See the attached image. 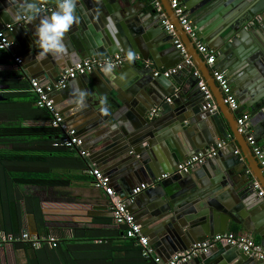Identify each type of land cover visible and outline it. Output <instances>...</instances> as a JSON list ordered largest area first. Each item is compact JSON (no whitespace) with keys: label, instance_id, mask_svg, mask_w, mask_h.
<instances>
[{"label":"water","instance_id":"water-1","mask_svg":"<svg viewBox=\"0 0 264 264\" xmlns=\"http://www.w3.org/2000/svg\"><path fill=\"white\" fill-rule=\"evenodd\" d=\"M78 1L80 4L76 7V15L79 16L80 22L74 24L65 34L67 51L59 59L51 55L38 58L39 49L33 43L35 39L33 24L27 26L13 24L4 10L0 11V27L7 23L12 25V30L8 33L11 36L10 41L13 43L12 51L16 50L13 52L23 55L24 66L28 67L31 64L45 66V60L51 59L57 67L63 66L61 64L65 62L67 67L82 59L105 58L115 53L127 56V53L131 51L133 59L131 61L128 59L126 63L140 75H144L148 69L139 67L138 59L134 58L135 53L141 54L139 60L144 63L152 57L163 61L159 58V52L162 51L159 41L161 34L166 32L161 27V22L165 18L153 17V14L156 13L155 9L151 11V14L136 13L133 0ZM160 1L189 52L188 54L194 62H198L199 69L209 80V87L219 98V109L216 112L211 113L208 110H203L202 106L205 105L203 93L199 89L201 99L197 91L199 86L196 89V84L193 81H190V87L186 88L180 96L184 105L175 108L177 118L192 119L193 122L198 120V126L201 129L200 145L195 148L198 143L193 138L191 141L192 150L197 153L205 151L217 143L215 139L217 137L220 142L227 141L228 148L232 152L234 151L232 143H238L245 162L235 159V157L224 160H217L216 157L207 159L202 170L204 169V172L213 178L214 186L210 189L207 187L209 184L205 183V178L197 179V173L199 174L201 170L197 172L196 169L201 167L200 164L193 166L187 173L174 174L177 165L191 155L186 157L178 155V163H174L170 169H167L168 164H162L161 160L155 158L152 150H149L148 144L159 139V130L155 124L161 119L159 120L157 115L148 117L146 111H149L152 106H137L136 100L119 95L117 98L115 97L111 105L107 104L108 107H104L108 110V114L104 115L100 111L102 105L99 98L95 99L96 94L91 96L86 93L85 85L89 86V81L94 84V88L97 86L98 90L96 88L95 91H101L98 87L99 84L93 78L94 75H100L99 77H103L107 83H117L112 69L107 73L104 70H98L80 76L79 82L76 83L80 90L86 93L83 106L77 105V101L80 99L79 92L72 94L71 85L57 91L67 102V110L62 114L66 116L67 120L77 123L79 126L78 135L84 141V148L88 150V158L102 166L103 171L112 178L117 193L121 194L122 199L127 198L132 189L141 182L149 185L144 193L135 197L134 202L128 203V208L140 224L144 228H150L149 230H152L154 234L162 228L163 232L170 233L175 237L174 231L179 227L176 223L184 224V220L192 218L203 219L209 214L211 215L208 221L211 217L218 216L225 222L233 223H240L245 216L250 215L255 219L264 218V198L259 197L258 190L254 188V184L257 182L264 190V169L253 154L246 136L238 131V112L231 110L224 102V96L215 79L210 75L207 63L199 55L194 41L184 31L169 1ZM181 2L186 4L189 15L198 17V20L193 22L198 37H205L209 40L210 46L219 50V59L225 62V68L232 71L241 68L246 73L242 74L245 79L251 80L257 86H264V0H181ZM232 4L238 9H235L227 17L226 12L229 11ZM87 7L93 8L92 12L94 13L98 10L100 19H96L92 12L89 13ZM94 7L97 10H94ZM50 12H43V14ZM225 16L226 18L222 20ZM256 17H259L261 26L252 31L253 27L248 25L249 20ZM121 18H124L126 22H123ZM109 20L113 25L111 29L107 27ZM162 40L169 41L167 38ZM163 46L166 49V46L169 45L164 44ZM124 67L127 68L126 65ZM226 75H228L227 71ZM141 86L137 84V88H133L134 93L138 92V89L144 91ZM6 89H9L8 84H0L1 91ZM142 93L144 94V92ZM141 98L143 100V97ZM6 99L3 92H0V101ZM54 99L55 107L61 113L56 98L54 97ZM263 100L264 96L262 95L257 105L259 113L254 117L255 119H250V123L259 122L257 132L264 141ZM113 125L116 126L113 127ZM229 138L230 140H228ZM166 173L173 174L170 184H167L166 180L162 178V175ZM216 192H222L224 197L229 196L230 199L224 201L222 197L210 195ZM225 222L219 233L227 232L228 228ZM194 243L196 241L191 243L190 247ZM190 247H186L184 250ZM208 255L209 252L200 255L189 261L188 264L192 261L194 264H255L258 261L233 246H226L225 249L216 252L213 257ZM262 263L264 264V262Z\"/></svg>","mask_w":264,"mask_h":264},{"label":"crops","instance_id":"crops-1","mask_svg":"<svg viewBox=\"0 0 264 264\" xmlns=\"http://www.w3.org/2000/svg\"><path fill=\"white\" fill-rule=\"evenodd\" d=\"M133 2L135 3L134 9L136 10V13L142 12V14H151V11L155 9L156 13L155 15L153 14V17H159V19L167 18L170 21L164 8L162 7L160 9L154 6L153 0H133ZM41 4L55 5V0H41ZM79 4L80 2L77 0V5ZM183 5L187 7L184 2ZM6 7H11L14 9L16 7L15 0H0V11L4 10ZM239 7L241 6L239 5ZM235 9L237 10L238 7L232 4L229 7V11L226 12V16H230L231 12H234ZM94 10L97 9L95 8ZM92 11L93 8H88L89 13ZM187 12L189 13V10H187ZM239 12L238 14H240ZM158 13L159 16H157ZM92 14L96 19H100L98 10L95 11V13L92 12ZM226 16L223 17L222 20H224ZM189 17L192 22L198 20V17L194 15H189ZM121 20L126 22L124 18H121ZM252 20H254V18H251L249 22ZM8 26L9 25L7 23L4 26L2 25L0 29H7ZM260 26L261 25L259 22L254 23L252 26V31L259 29ZM161 27L163 28V22H161ZM8 33L9 31H7V34ZM164 34H161L162 36L160 37L159 41V44L162 48V51L159 52V58H161L160 60L163 61L156 60L152 57L148 59V64H145L143 61L137 60L140 68L145 67L148 69L147 72H144V75H140L138 71H136L131 65L125 63L123 66L114 70L115 80L117 83H107L103 77H99L100 75H94L93 78L95 82L99 84L98 87L101 89V91H95L97 86L94 88V84L90 81L89 86L85 85V91L91 96L96 94L95 99L99 98L100 100L101 97L105 98L106 102L102 105L103 108L108 107L107 104L111 105L112 101L114 102L115 97L117 98V96L122 95L136 100L137 106L150 105L152 106V110L157 109V113L155 115H157L159 120H161L156 121L157 123L155 125L159 130L160 137L158 140L148 144V146L149 150H152L155 158L161 160L162 164H168L167 169H170L171 166L177 162L178 155H183V157H186L187 155L190 156L197 153L194 152L191 147V141L193 138L198 143L195 148H198L200 145L199 136H201V129L198 126L199 121L196 120L193 122L192 119L183 120L181 117L178 119L176 116V112L174 111L175 108H179L184 105L180 99V96L184 93L186 88L190 87V81H193L196 84L195 88L197 89L198 79L193 74L196 69L200 71L201 79L206 82L208 87L209 80L206 79L204 74L199 69L200 67L197 65L198 62L196 63L192 60L193 64H191V66L185 65L184 56L176 48L173 41L175 40L173 35L167 31ZM177 36L179 35L177 34ZM8 38L9 40L11 39L9 34ZM163 38H167L169 41L164 42L162 40ZM199 39L208 47L213 48V46H210L209 40H207L205 37ZM10 44L9 57L0 61V69L18 71L20 76L26 79L28 83L29 79L31 78H37L43 84L54 83L58 78L59 72L67 65L65 62L64 64H61L63 66L57 67L52 63L51 59H46L44 62L45 66L42 64H31L26 67L23 65V62L18 64L14 61V55L21 56L22 58L23 55L13 52L16 50L12 51L13 43ZM164 44L169 45L170 47L166 46V49H164ZM213 49L216 51L215 62L213 66L207 64L210 75L212 76L211 71L213 69H219L225 72L227 71V77L231 86V91L235 95L239 105L238 109L235 111L238 112V115L241 113H248L251 115V118L255 119L254 117L259 113L257 106L258 102L260 97H262V95L264 96V86H257L256 83L252 82L251 80L248 81L245 79L242 74L246 73L241 68L236 69L235 71L225 68V62L219 59V50L217 51L216 47ZM198 53L205 61V56H203V54H201L199 51ZM134 55H137V53ZM125 65L127 68L124 67ZM169 70H172V72L168 76L162 74L160 76H156L154 74L155 72L161 73L163 71ZM79 78L80 76L70 81L67 87L70 85L72 86L70 89L79 87V85L76 83L79 82ZM137 84L142 85L141 87H143L144 91L138 89V92L134 93L135 91L133 88H137ZM7 90L8 89L0 91L4 93V91ZM197 91L199 92V97L202 99L199 87ZM142 92H144V94ZM215 95L216 93H213V101L216 103L218 110L219 98H217V95ZM54 97L56 98L57 106L61 110L62 114V112L67 110V102L63 100L62 95L58 94V92L57 94H54ZM141 97H143V100ZM168 98H171V102L167 101ZM151 109L146 111L148 117L150 115V118L152 117ZM202 109L206 110L203 108V106ZM62 115L65 122L72 128H75L78 132L79 126L77 123L69 119L67 120L66 116L64 114ZM26 123L34 124L35 122L33 120H29L28 122L26 121ZM41 123L46 124V121ZM259 125L260 124L258 121H256V123L252 122L250 123V128L259 144L264 147V141L257 132V126ZM215 139L217 140V143H220V140L217 137ZM228 140H230V138ZM223 141L221 142L223 143ZM224 142L225 147L222 148L218 153L219 157H217L218 155L216 156L217 160L235 157V159H240L245 162L244 155L238 143H232L234 151L237 149L240 150V152L236 154L234 151L232 152L228 148V142ZM43 149L46 152H44L42 149L38 151H43V153H45L44 155L50 156V159L46 158L43 164L29 163L22 168L23 170L28 169V175L30 176L31 174H36V176L37 174H39V176L41 175L45 179V182L38 184H16L7 177L4 171H0V232L19 234L20 232L28 231L32 235H36L41 238H44L47 235H52L56 238L61 237L69 239L75 234L82 233L84 226L86 225L89 228L104 227V229H112L115 226L114 224H109L107 222L104 224L97 223L98 220L104 218L103 216L112 215L109 209V197L102 189L98 188L94 184L93 176L90 173V169L93 166H97L103 171L102 166L91 161L87 155L85 156L87 164L83 168L76 165L75 162L68 157H59L61 155H59L57 152H51V149L49 148ZM54 155H57L58 157H53ZM51 157L53 158L51 159ZM213 160L215 161L216 159ZM200 166L201 167L199 169H196L197 172L201 170L199 174L197 173V179L202 180L205 178V183L209 184L207 187L210 189L214 186L213 178L209 176L207 172H204V169L202 170V166H205V163L200 164ZM172 175L168 178H165V182L167 184H170V178ZM111 184L117 192L116 185L112 178ZM117 194L119 196L121 195L119 193ZM210 195L218 196L219 198L222 197L224 201H227L228 198L230 199L229 196L224 197L222 192H216L215 194ZM210 215L211 214L205 216L203 219H186L184 220V224H181V222L180 224L176 223V225L179 227L174 231L175 237L170 233L163 232L162 228L159 229L158 233L154 234L152 230H149L150 228H144L142 224H140L137 219L136 220L140 224L143 233L149 238L150 245L155 249V253L166 260L174 253L183 251L186 247H190L191 243L195 241H202L210 236L221 234L219 231H222L221 229L224 227L222 224L225 221L218 216L211 217L210 221H208ZM241 221L242 222L240 223L225 222L228 228L227 232L249 235L253 237L257 243L264 246V218L255 219L250 215L245 216ZM225 248L226 246L224 245H218L213 251L211 250L209 252L208 256L211 255L213 257L216 252H220ZM35 252L36 250L31 249L28 246H15L14 248L13 245H7L5 253H7L8 258L7 255H1L0 264H78L73 263L72 259L69 258V250L67 247H64L60 251L61 260H56V257H53L54 259L48 261L33 259L37 254H35ZM112 256L117 261L111 262L110 260L105 264H145L144 260H142L135 248L133 249L126 246L118 247L114 250ZM257 260L258 261H256L255 264H263L262 261L260 262L259 259ZM83 264H103V262L97 260L84 262ZM189 264H194V261L190 262Z\"/></svg>","mask_w":264,"mask_h":264},{"label":"built area","instance_id":"built-area-1","mask_svg":"<svg viewBox=\"0 0 264 264\" xmlns=\"http://www.w3.org/2000/svg\"><path fill=\"white\" fill-rule=\"evenodd\" d=\"M168 1L176 16L178 17L184 31L194 41L197 50L203 54V56H205L206 63L213 66L216 59V51L200 41L194 29L193 22L188 15L186 7L183 5L181 0ZM153 2L154 6L160 9L162 8L160 0H153ZM54 8L55 5L42 4L43 12L52 11ZM259 21V17H256L254 20L250 21L248 25L253 26L254 23ZM163 28L175 38V46L184 56L185 65L189 66L193 64V61L188 54L183 41L179 36H177L174 25L167 18H165L163 21ZM10 30H12V25H9L7 29H0V50L10 49L11 44H9L10 40L7 34V31ZM134 58L139 60L140 55H135ZM13 59L18 64L23 62V58L21 56L14 55ZM127 61L128 57L121 53H115L105 58L90 57L87 59H82L71 66L63 68L59 72L58 78L54 83L43 84L37 78L29 79V89L37 96L35 102L36 105L41 108H47L52 113L51 124L54 127H61L64 130L61 145H64L71 150H78L83 156L88 155V151L83 148V140L79 137L77 130L75 128H70L65 122L63 115L56 109L54 93L66 88L70 81L76 79L79 76L93 73L98 70H104V68L109 64L111 65V69L115 70L123 66ZM145 64H148V62L146 61ZM171 72L172 70L163 71L161 73L155 72L154 74L156 76H160L161 74L168 76ZM211 73L219 88L221 89V92L224 96V102L230 107L231 110H237L239 107L238 101L231 91V86L226 72L219 69H213ZM193 74L197 77L199 89L204 96L205 105L203 108L211 113L216 112L217 105L213 101V93L206 82L201 79L200 71L196 69ZM167 101L171 102V98H168ZM156 113L157 109H153L151 112L152 116H154ZM250 119L251 115L248 113L239 114L237 116V123L239 126L238 131L246 136V140L253 154L264 169V147L259 144L253 135L250 128ZM224 147L225 142L223 141V143L220 142L216 145L210 146L205 151L191 155L185 161L179 163L174 169L173 173H187L196 164H203L207 159L216 157L220 150ZM239 152V149L234 151L236 154ZM90 173L93 176L94 184L98 188L102 189L109 197V209L113 216L114 222L116 224L126 225V236L134 239L136 244L141 246L142 255L144 257L151 258V264H185L200 255L210 252L218 245L237 247L247 255L264 262V246L257 243L254 238L249 235L236 234L234 232H225L210 236L202 241L192 244L189 249L174 253L170 258L164 260L161 256L155 253V249L150 245L149 238L143 233L140 224L135 218V215L128 208V203L134 202L135 197L145 191L149 185L147 183H141L140 185L135 186L132 189L131 194L127 198L122 199L112 186L109 175H107L97 166H93L90 169ZM170 176L171 173H166L162 175V178L165 179ZM254 188L258 190V196L264 198V190L257 182L254 184ZM14 242H28L32 247L40 248L43 242H48L51 246H56L57 239L52 235H47L46 237L41 238L39 236L32 235L28 231H23L19 234L0 232V244Z\"/></svg>","mask_w":264,"mask_h":264},{"label":"trees","instance_id":"trees-1","mask_svg":"<svg viewBox=\"0 0 264 264\" xmlns=\"http://www.w3.org/2000/svg\"><path fill=\"white\" fill-rule=\"evenodd\" d=\"M8 57L9 50H0V61ZM0 84L9 85V89L3 93L7 99L0 101V171H4L7 177L16 184L45 182L41 175L31 174L30 176L28 169L23 170L22 168L29 163L43 164L46 158L50 159V156L44 155L43 148H49L53 153L57 152L61 155L59 157H68L78 166L83 168L86 166V158L80 151L61 145L64 130L50 123L52 113L47 108L36 105V94L29 89L30 83L22 78L18 71L0 69ZM29 120L35 123L27 124L26 121ZM44 121L46 124L41 123ZM41 149L43 151H38ZM103 217L98 222L94 221L98 224L107 222L115 226L112 229H104V227L89 228L86 225L82 233L75 234L72 238H56V246H51L48 242H43L40 248H34L28 242L2 243L0 244V259L1 255H7L5 253L7 245H13L14 248L15 246H28L36 250L35 254H37L33 259L46 261L54 259L53 257L61 260L60 251L67 247L69 258L73 263L83 264L100 260L105 264L110 260L111 262L117 261L112 256L114 250L126 246L135 248L145 264L152 263L151 258L142 255L141 246L137 245L134 239L126 236V225L116 224L112 215Z\"/></svg>","mask_w":264,"mask_h":264},{"label":"clouds","instance_id":"clouds-1","mask_svg":"<svg viewBox=\"0 0 264 264\" xmlns=\"http://www.w3.org/2000/svg\"><path fill=\"white\" fill-rule=\"evenodd\" d=\"M16 7L13 9L7 7L4 12L8 15L11 23L16 25L27 26L33 24L34 45L37 46L38 58L51 55L54 58H61L66 54L65 34L80 22L79 16L76 15L77 0H55V9L50 13L43 14L41 0H15ZM109 29L113 27L111 20L107 25ZM12 41L9 42V44ZM9 46V45H8ZM129 61L133 59V53H127ZM111 71V65L104 68V72ZM72 94L79 92L80 99L77 101L78 106H83V100L86 95L79 87L71 89ZM105 98H100V104H105ZM104 114H108L106 108H100ZM116 125H113L115 127Z\"/></svg>","mask_w":264,"mask_h":264},{"label":"bare ground","instance_id":"bare-ground-1","mask_svg":"<svg viewBox=\"0 0 264 264\" xmlns=\"http://www.w3.org/2000/svg\"><path fill=\"white\" fill-rule=\"evenodd\" d=\"M184 174V173H183Z\"/></svg>","mask_w":264,"mask_h":264}]
</instances>
